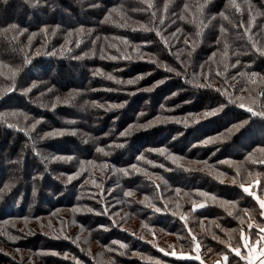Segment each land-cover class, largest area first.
Instances as JSON below:
<instances>
[{
  "label": "trees",
  "instance_id": "16d2710c",
  "mask_svg": "<svg viewBox=\"0 0 264 264\" xmlns=\"http://www.w3.org/2000/svg\"><path fill=\"white\" fill-rule=\"evenodd\" d=\"M258 48L264 0H0V264H245Z\"/></svg>",
  "mask_w": 264,
  "mask_h": 264
},
{
  "label": "snow or ice",
  "instance_id": "6c2138e0",
  "mask_svg": "<svg viewBox=\"0 0 264 264\" xmlns=\"http://www.w3.org/2000/svg\"><path fill=\"white\" fill-rule=\"evenodd\" d=\"M149 6H151V4L149 5ZM113 11H115V9H113ZM221 15H223L222 13H221ZM12 29H16L17 28V25L16 24H12L11 26H10ZM21 33L23 32V31H26V29H20L19 30ZM41 31H44V32H47V29H41ZM221 31H223V29H221ZM52 34H55V29H53V31H52ZM35 35V33H33L32 35H30L29 36V41H31V39H32V36H34ZM70 35V34H69ZM186 43H187V41H185ZM77 44H79V41H77ZM254 47H255V45H254ZM258 51H260L261 52V54L262 55H264V49H260V48H258L257 49ZM36 55H39L40 54V52H39V50H37V52L35 53ZM30 62V60L28 59V57L26 56L25 57V63H29ZM168 71H173V69H171V68H169V69H167ZM99 72H100V70L99 69H97L96 70V74H99ZM218 75H219V73H218ZM256 74L255 73H253V76H255ZM141 77H136V79H134V80H128L126 83H128V84H134V83H136L137 82V80H139ZM108 79H113V77H111V76H108ZM117 83H120V81H118L117 80ZM161 83H163V80H160V81H157V84H161ZM35 86V84H33V87ZM203 86V85H202ZM153 87H155V85H153ZM30 89H25V92H27V91H29ZM143 91H145V92H150V91H152V89L151 88H146V89H143ZM173 95H175V93H173ZM101 107H102V105H100ZM52 107H55V104H53L52 105ZM110 108H122V107H124V104L122 103V104H113V105H110L109 106ZM241 107H243V105H241ZM220 109H212L211 110V112H209V113H206L205 115H213V114H215V112H217V111H219ZM249 111H252V109L251 108H249L248 109ZM261 115H264V113H261ZM3 117V114H0V118H2ZM25 119H27V117L25 116ZM35 123H39V120H37ZM35 123L32 125V127L34 128L35 127ZM148 126H150V124H143V125H138L137 127H148ZM9 127H14V125H9ZM131 127V126H130ZM237 127H239V125H234L233 126V129H235V128H237ZM60 134H62L61 132H52V133H46V135H60ZM128 134V132L127 131H125V132H121L120 133V135L121 136H125V135H127ZM212 139H214V138H209V140H206V141H204V143H209ZM152 150H155V149H150V151H152ZM97 151H102V149H97ZM158 151H161V152H163V149H159ZM58 159H71L72 157H57ZM138 159H144V157L141 155V156H139L138 157ZM134 170H139V169H137V166L135 165V164H133L132 166H131ZM121 171H123L124 172V175H128V172H127V170H121ZM69 179H71V178H69ZM244 191L245 192H247L248 191V189L247 188H244ZM33 194H35V190H34V193ZM125 195L126 196H131L132 195V192H125ZM260 204H261V207H264V200H261L260 201ZM198 206H200V205H198ZM88 211H91V209H88ZM157 211H158V209H157ZM262 231H264V229H262ZM192 239H193V242H196V238L193 236L192 237ZM197 247H199V244L197 243V245H196ZM122 247H123V245H122ZM173 254H175V253H173ZM65 255H67V254H65ZM237 255H239V251H237ZM261 255H264V253H261ZM249 264H251V261H249ZM262 264H264V262H262Z\"/></svg>",
  "mask_w": 264,
  "mask_h": 264
},
{
  "label": "crops",
  "instance_id": "0c3cea01",
  "mask_svg": "<svg viewBox=\"0 0 264 264\" xmlns=\"http://www.w3.org/2000/svg\"><path fill=\"white\" fill-rule=\"evenodd\" d=\"M255 199L261 208L262 216L264 218V207H261L260 204V201L264 200V198ZM262 229H264V227ZM262 229L256 238L252 239L246 237L243 239V246L246 251L245 264H249V261H251V264H262V262H264V255H261V253H264V231H262Z\"/></svg>",
  "mask_w": 264,
  "mask_h": 264
},
{
  "label": "rangeland",
  "instance_id": "374dc122",
  "mask_svg": "<svg viewBox=\"0 0 264 264\" xmlns=\"http://www.w3.org/2000/svg\"><path fill=\"white\" fill-rule=\"evenodd\" d=\"M36 15H38V13H36ZM24 18H26V20H28V21L30 20V16L25 15ZM247 192H248V194H249L250 197H255L253 195V192H251L249 189H248ZM89 245H91L93 247V249L96 248V246L94 244H92V243H89ZM195 250H196V253L194 254V256H192L191 261H193V262H195L197 264H207L199 256V248H196Z\"/></svg>",
  "mask_w": 264,
  "mask_h": 264
},
{
  "label": "clouds",
  "instance_id": "9594fccd",
  "mask_svg": "<svg viewBox=\"0 0 264 264\" xmlns=\"http://www.w3.org/2000/svg\"><path fill=\"white\" fill-rule=\"evenodd\" d=\"M4 2L6 3V2H7V0H4Z\"/></svg>",
  "mask_w": 264,
  "mask_h": 264
}]
</instances>
